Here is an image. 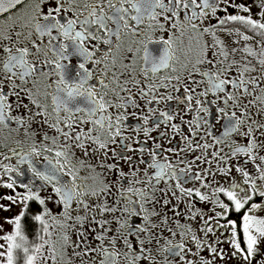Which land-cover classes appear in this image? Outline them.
Here are the masks:
<instances>
[{"label":"snow or ice","instance_id":"1","mask_svg":"<svg viewBox=\"0 0 264 264\" xmlns=\"http://www.w3.org/2000/svg\"><path fill=\"white\" fill-rule=\"evenodd\" d=\"M0 264H264V0H0Z\"/></svg>","mask_w":264,"mask_h":264},{"label":"flooded vegetation","instance_id":"2","mask_svg":"<svg viewBox=\"0 0 264 264\" xmlns=\"http://www.w3.org/2000/svg\"><path fill=\"white\" fill-rule=\"evenodd\" d=\"M7 191H10V190L5 189V188H0V193L7 192Z\"/></svg>","mask_w":264,"mask_h":264}]
</instances>
